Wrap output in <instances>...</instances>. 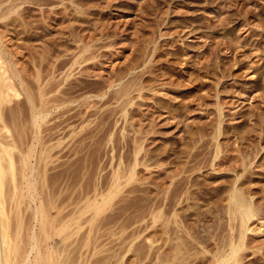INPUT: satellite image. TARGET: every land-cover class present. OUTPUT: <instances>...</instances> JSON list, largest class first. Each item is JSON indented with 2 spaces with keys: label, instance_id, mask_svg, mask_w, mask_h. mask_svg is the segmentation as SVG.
<instances>
[{
  "label": "rangeland",
  "instance_id": "rangeland-1",
  "mask_svg": "<svg viewBox=\"0 0 264 264\" xmlns=\"http://www.w3.org/2000/svg\"><path fill=\"white\" fill-rule=\"evenodd\" d=\"M10 5H16L15 12L0 20L3 48L34 92L45 81L57 90L77 87L66 97L73 101L53 111L40 129L42 145L55 146L48 148L53 195L93 197L108 188L114 169L134 165L140 149L136 182L123 180L114 206L100 216L109 224L99 235L112 231L116 236L106 235L98 245L114 247L121 227L130 224L131 231L143 232L136 242L148 251L145 238L158 229L151 213L156 186L161 180L168 188L169 175L195 152L199 161L190 165L204 169L185 176L200 173L198 180L208 185L203 192L239 178L255 193L264 217V0H13L3 8ZM131 79L137 86L126 117L116 114V101L104 106L88 98ZM216 130L223 147L216 161H223L220 167L211 166ZM203 196L178 206L180 214L194 212L197 228L205 226L213 234L224 225L227 234L228 220L221 212L227 193H220L222 199ZM250 224L254 232L247 234L244 263L264 264V227L259 229L264 223L255 218ZM85 227L71 241L77 244ZM128 257L129 262L135 259L133 253Z\"/></svg>",
  "mask_w": 264,
  "mask_h": 264
},
{
  "label": "bare ground",
  "instance_id": "bare-ground-1",
  "mask_svg": "<svg viewBox=\"0 0 264 264\" xmlns=\"http://www.w3.org/2000/svg\"><path fill=\"white\" fill-rule=\"evenodd\" d=\"M12 1L0 0V20H4L15 12L16 5L3 8L5 3L10 2L11 4ZM45 82L40 84L39 81L40 85L37 86L39 91H35V93L33 86L30 85L26 77L8 57L3 48L2 36L0 35V132L1 134L6 132L5 135L3 134L4 136L0 137L7 138L4 139L6 141L0 139V264H192L197 261L199 262L196 264H245L246 256L243 252L249 247L247 234L254 232V229L250 228V223L255 218L264 223V217L259 212L260 205L256 200L254 201L255 193L253 194L249 188L246 189L244 187L245 183H238L239 178L234 182L233 180L229 183L226 182L227 185L214 187L213 192H203L202 189H206L208 185L206 186L205 183L198 180V173L196 176H192L193 174L185 176L190 172L195 173V170L200 172L204 169L201 166L194 167V165H190L192 161V164L194 161H199L197 159L200 155L199 152H197L199 155L196 152L193 155L188 153L189 159L192 161L183 163L174 170V174L169 175L170 186L168 188H163L164 185L162 186L161 180L158 181L160 186H156L158 191L155 190L158 197L155 199V204L153 203L154 210L151 212L153 216L150 215L154 219H152L154 224H157L156 228L158 229L155 230L154 234H150L145 238L148 243L146 245L148 251L145 252L140 248L141 244L136 242L143 232L136 231V229L131 231L128 229L130 224H127V227L119 225L121 230L117 234H120V241L114 247L105 249L103 243L98 245L97 243L104 236L110 234L105 232V234L99 235V232L104 231V228L109 224V219L106 220V217L100 218V216L103 217V214L114 204L112 202L117 198L116 196H119L123 180H126V184L136 182L134 181L136 180L135 171L140 149L134 154V165L130 164L124 171L119 169L120 166L114 169L108 188L102 190L103 187H100L101 191H97V194L94 191L95 195L93 197H91L92 195L88 196V193H86L85 198H77L71 195L59 199L62 196H54L51 187L48 185V181L51 182V179H48V174H50L48 173V166L53 158L52 150L48 148L55 149V146L47 148L45 146L46 142L44 143L45 147L42 145L41 137H39L41 135L40 129H42L41 126L43 127L42 124L48 121L46 119L53 111L62 110L66 104L69 105L67 102L71 99L69 98L70 100L67 101L68 98L66 97L73 94L75 91L73 89L77 87L68 88L65 91L59 89L61 90L60 93L51 97L59 90L55 89V86L53 88L52 86L48 87L50 84L47 81ZM120 85L121 83L118 84V86ZM136 86L135 80L131 79L115 91L111 92L112 86H110L103 94L90 95L88 98H98L104 106L114 100L117 104L119 103L116 114L122 113L126 117L127 106L131 104L130 95ZM58 87L60 86L57 85ZM84 112L88 113L86 110ZM220 128L217 129L218 132H221ZM217 130L213 136V141L214 139L216 141V150L214 149L212 167H220L223 164L222 160V162H216L217 159H220V153H222L220 149L223 148L219 144ZM38 143L43 148H40L41 146L38 148ZM245 158L247 157L245 156ZM245 164L243 162L242 166H245ZM246 166L249 165L246 164ZM222 192L227 193L225 199L227 203L225 208L221 210L228 220L229 231L227 234L224 225L219 226H222L220 232L216 229L217 233L213 234H209L205 226V230L197 228L196 224L192 223L193 219H191L195 216L193 215L195 214L194 209L192 210L193 213L190 212L192 215L185 213L181 215L179 212L178 206L185 203L187 205L186 201L189 202L192 198L206 194L212 200L213 197L220 198L219 195ZM220 199H222V196ZM136 200L139 201V199ZM69 207H71V210ZM67 208L70 211H67ZM85 225H88L87 229ZM84 227L86 231L75 244L76 239L72 241L71 239L74 236L78 237ZM262 227L264 225H261L259 229ZM110 232L112 233L111 236H116L112 231ZM224 233L225 235H223ZM209 242L214 244L210 248L208 246ZM90 243L93 245L89 249ZM70 247L73 249L72 254L70 253L69 257H64L65 252L68 253L67 248ZM130 253H133L135 257L132 262L128 261V254ZM87 254L89 255L87 256Z\"/></svg>",
  "mask_w": 264,
  "mask_h": 264
}]
</instances>
